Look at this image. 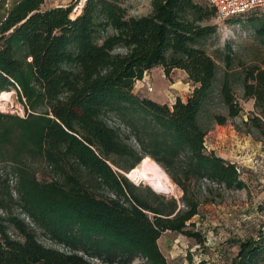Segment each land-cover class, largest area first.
I'll return each instance as SVG.
<instances>
[{"label":"trees","instance_id":"trees-1","mask_svg":"<svg viewBox=\"0 0 264 264\" xmlns=\"http://www.w3.org/2000/svg\"><path fill=\"white\" fill-rule=\"evenodd\" d=\"M43 3L0 0V93L13 91L24 112L0 111V264H184L168 263L158 240L173 232L204 243L191 222L199 205L192 186L246 188L240 167L205 145V115L223 126L242 111L227 71L216 86L218 67L204 48L216 33L214 7L151 0L149 14L132 17L120 0H87L71 19L70 6ZM249 22L264 45V18ZM156 67L166 77L185 74L194 87L185 101L169 106L133 93ZM242 72L253 111L241 125L264 137V52ZM216 104L226 115L209 113ZM143 157L180 189L181 205L127 179ZM34 227L66 250L42 245ZM236 245L233 264H264L261 233ZM186 264L207 263L188 256Z\"/></svg>","mask_w":264,"mask_h":264},{"label":"rangeland","instance_id":"rangeland-1","mask_svg":"<svg viewBox=\"0 0 264 264\" xmlns=\"http://www.w3.org/2000/svg\"><path fill=\"white\" fill-rule=\"evenodd\" d=\"M120 1L129 16L141 17L150 13L151 0ZM69 4L70 0H44L42 8L68 7ZM255 17L264 18V10L255 9L225 19L215 15L213 23L216 25V33L204 43L206 52L218 67L216 86L221 84V79L227 71L234 97L242 108L238 117L229 119L223 126L211 123L205 115L203 118L207 130L205 145L217 156L233 161L240 167L241 178L246 188L242 190L214 188L215 186L212 187L206 181L194 184L190 193L196 197L199 205L198 214L191 222L194 223V229L203 235L204 243L199 245L194 239L178 233H163L158 240V246L168 263L186 264L190 256L194 263L205 261L207 264H233L238 241L257 238L259 233L264 240V209H260V202L264 197V137L254 130L249 134L245 133L246 128L241 125L253 111V100L242 99V71L250 65L259 64L264 52L262 39L255 35L254 28L249 22ZM148 72L142 81L134 85V94L169 106H172L177 98L181 101L186 100L189 84L187 85L188 80L182 71L175 70L169 77L164 75L160 67ZM149 88L152 91H149ZM10 93V101L4 109L0 106V111L23 116L22 106L17 102L14 92ZM216 105H209V113L226 115V111L219 104ZM107 119L112 126L119 124L115 117ZM122 133L129 135L125 127ZM130 144L136 146L133 138L130 139ZM36 169L39 179L47 175L41 165L37 164ZM127 179L135 186H148L144 182L136 183L128 177ZM176 188L177 196L166 194L164 196L176 199L181 205L182 192L177 186ZM97 193L108 196V191L103 188L97 189ZM12 211L21 217L24 216L18 204L13 206ZM34 228L36 237L42 245L66 250L63 244L46 235L40 228ZM91 260L93 263L101 264L96 259ZM139 263L140 260L136 259L132 264Z\"/></svg>","mask_w":264,"mask_h":264},{"label":"bare ground","instance_id":"bare-ground-1","mask_svg":"<svg viewBox=\"0 0 264 264\" xmlns=\"http://www.w3.org/2000/svg\"><path fill=\"white\" fill-rule=\"evenodd\" d=\"M10 96L11 93L9 91L0 93V106L3 109L10 101ZM125 174L136 183L144 182L151 188L156 187L163 194L177 196L176 186L170 181L166 173L148 157H143L135 168Z\"/></svg>","mask_w":264,"mask_h":264},{"label":"built area","instance_id":"built-area-1","mask_svg":"<svg viewBox=\"0 0 264 264\" xmlns=\"http://www.w3.org/2000/svg\"><path fill=\"white\" fill-rule=\"evenodd\" d=\"M214 7L216 15L221 18H229L247 13L255 9L264 10V0H206ZM87 0H70L68 6L71 7L70 18H76L82 13ZM149 91H152L149 88ZM123 130V126L118 124Z\"/></svg>","mask_w":264,"mask_h":264},{"label":"crops","instance_id":"crops-1","mask_svg":"<svg viewBox=\"0 0 264 264\" xmlns=\"http://www.w3.org/2000/svg\"><path fill=\"white\" fill-rule=\"evenodd\" d=\"M54 7H59V6H54ZM54 7H53V8H54ZM61 7H65V6H61ZM148 73H149V72H146L145 75H147ZM145 75H144V76H145ZM143 78H144V77H143ZM143 78H142V80H143ZM142 80H140V81H142ZM140 81H138L137 83H139ZM188 84H189V86H188V88H187V89H188V90H187V91H188V95L186 96V99H187V97L191 94V92H192V90H193V88H194V87L191 85V83L188 82L187 85H188ZM135 86H136V84H135ZM221 157H222V156H221ZM232 162H233V161H232Z\"/></svg>","mask_w":264,"mask_h":264},{"label":"water","instance_id":"water-1","mask_svg":"<svg viewBox=\"0 0 264 264\" xmlns=\"http://www.w3.org/2000/svg\"><path fill=\"white\" fill-rule=\"evenodd\" d=\"M124 175L127 177L126 174H124ZM149 187H150V186H149ZM150 188H151V187H150ZM151 190L154 191L155 193L163 194L161 191H159L158 189H156V187L151 188ZM163 195H165V194H163ZM166 195H167V194H166Z\"/></svg>","mask_w":264,"mask_h":264}]
</instances>
